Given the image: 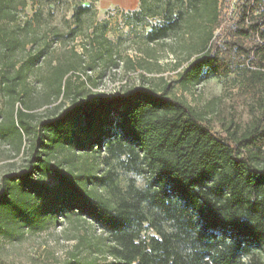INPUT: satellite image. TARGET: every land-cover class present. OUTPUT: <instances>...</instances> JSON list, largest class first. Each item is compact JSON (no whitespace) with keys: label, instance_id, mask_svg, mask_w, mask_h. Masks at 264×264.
I'll return each mask as SVG.
<instances>
[{"label":"trees","instance_id":"1","mask_svg":"<svg viewBox=\"0 0 264 264\" xmlns=\"http://www.w3.org/2000/svg\"><path fill=\"white\" fill-rule=\"evenodd\" d=\"M16 1L0 0V47L12 70L18 50L38 45L33 23L38 28L43 14L39 8L21 25ZM55 1L70 4L50 0L49 10ZM228 1L139 0L138 10L126 17L130 25L149 27L147 46L180 33L189 37L187 66L177 81L184 90L243 68L248 91L255 94L264 82V0H237L230 17ZM98 2L83 0L73 8L77 27L96 15ZM21 6L24 10L28 0ZM76 33L72 30V37ZM96 39L100 50L85 72L104 61L117 68L113 46L103 35ZM44 57L39 48L14 75L2 73L0 85L18 95L19 84ZM77 69L78 63L55 66L57 99L69 93L68 77ZM260 108V117L244 129L229 128L225 136L214 134L199 113L169 94L168 86L143 85L98 103L73 99L35 126L32 114L13 109L0 122V140L21 151L30 138L31 158L25 169L0 177V232L43 229L48 220L90 223L101 234L76 237L73 259L66 264H264V98ZM64 149L103 155L106 165L143 173L148 187L141 191L129 179L122 189L114 167L102 176H60L53 155ZM55 175L57 187L48 188L45 180ZM37 199L42 203L35 208Z\"/></svg>","mask_w":264,"mask_h":264},{"label":"rangeland","instance_id":"2","mask_svg":"<svg viewBox=\"0 0 264 264\" xmlns=\"http://www.w3.org/2000/svg\"><path fill=\"white\" fill-rule=\"evenodd\" d=\"M68 1V5L55 1L58 3L52 10L48 9L50 0H28L24 10L21 0L14 3L18 6L16 22L21 25L31 20L36 10H42L39 27H36V21L33 23L38 45L30 43L26 50L17 51L14 70L9 68V60L0 47V78L6 72L14 75L39 48L45 51V57L19 84L16 91L18 95L7 91L3 83L0 85V122L7 121L13 109L14 112L23 110L32 114L30 121L35 126L53 114L62 112L71 105L73 99L98 103L143 85L157 90L168 86L169 94L192 107L201 115L204 124L218 136H225L226 130L236 126L244 129L254 118L260 117L264 82L257 87L255 94L250 93L247 88L248 75L243 68L226 79H211L196 89L184 90L177 81L187 66L185 45L189 37L180 33L166 42L147 46L144 33L149 31V27L130 25L126 17L138 10L139 0H99L95 6L96 15L85 18L81 28L76 26L72 13L73 8L83 0ZM236 1H228L229 17L230 8ZM72 30L77 31L75 37L71 35ZM29 32L28 41L33 36V31ZM97 35H103L113 46L118 67L109 63L105 65L104 61L98 63L94 71L85 72L86 67L93 65V56L100 50ZM75 54L82 55V60L79 61ZM128 60L131 62L130 67H127ZM81 62H84L82 66ZM73 63H78V69L68 77L69 93L57 99L53 93L54 68ZM29 140L28 137L24 139L21 151L10 141L0 140V177L27 167L31 158ZM103 157L79 155L68 149L58 150L53 155V159L61 165L60 176L70 174L75 177L88 173L102 176L114 167L119 185L124 189L129 179L119 173L117 168L125 169V165L114 162L106 165ZM60 176L47 178L44 183L54 189ZM41 203L37 199L33 206L38 208ZM100 234L90 223L70 224L63 219L48 220L43 229L14 227L0 232V264H66L73 259L76 237L94 239ZM85 256L90 255H82Z\"/></svg>","mask_w":264,"mask_h":264},{"label":"clouds","instance_id":"3","mask_svg":"<svg viewBox=\"0 0 264 264\" xmlns=\"http://www.w3.org/2000/svg\"><path fill=\"white\" fill-rule=\"evenodd\" d=\"M120 161H126V156H121ZM117 171L121 173L126 179L133 180L135 182V187L141 191L148 187V178L143 173H138L135 170H125L123 168H117Z\"/></svg>","mask_w":264,"mask_h":264}]
</instances>
